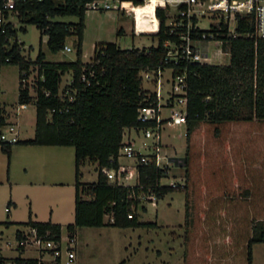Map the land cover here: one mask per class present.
<instances>
[{
	"label": "trees",
	"instance_id": "1",
	"mask_svg": "<svg viewBox=\"0 0 264 264\" xmlns=\"http://www.w3.org/2000/svg\"><path fill=\"white\" fill-rule=\"evenodd\" d=\"M92 1L15 0L12 14L19 27L7 22L0 28V67L18 66V103H34L35 129L26 140H0V150L9 158L13 144L74 148V218L65 227L69 238L81 227L156 228L155 222L138 221L140 196L152 194L159 200L183 191L184 218L179 226L183 229V264H242L243 252L245 264H252V246L264 243V39L253 36L252 15L236 16L234 37L222 22L196 30L205 33L207 40L225 41L228 64L183 61L177 67L185 70L188 85L185 154L174 159L184 168L183 185H162L160 180L167 177L169 168L148 163L138 164L136 182L124 186L110 184L101 169L118 168L125 129L155 126L154 121L138 120L140 107L155 104L154 94L142 87L141 73L172 66L164 61L163 43L177 42L179 30L170 33L166 24L169 9L156 8L159 28L149 34L157 40L155 46L122 49L116 43L101 42L95 44L90 62L85 63L81 60L82 41L87 4ZM125 1L138 6V31L156 30L152 15L156 0L145 5L147 0ZM57 16L78 20L53 21ZM141 21L154 25L140 26ZM191 21L197 22L195 17ZM25 25H35L47 36L51 53L62 50L67 37L76 36L75 60L46 61L40 49L30 60L19 50L23 43L16 42L18 31L26 32ZM4 44L7 49L2 48ZM6 56L10 58L7 63L3 62ZM33 69L37 70L34 96L27 82H22ZM67 73H71V81L60 90ZM5 124L0 103V129ZM86 160L96 164L95 182L80 181V167ZM18 224L35 228L46 239H61L59 224L34 221L30 212L27 221ZM16 239H21L18 232ZM17 250L16 257L0 258V264H45L38 258L22 257L21 245Z\"/></svg>",
	"mask_w": 264,
	"mask_h": 264
},
{
	"label": "rangeland",
	"instance_id": "2",
	"mask_svg": "<svg viewBox=\"0 0 264 264\" xmlns=\"http://www.w3.org/2000/svg\"><path fill=\"white\" fill-rule=\"evenodd\" d=\"M124 6L130 8L128 3ZM199 12V9H197ZM169 14H175L170 10ZM199 14L197 18L198 26L202 29H209L210 25H216L212 14ZM13 22L19 25L14 17ZM75 16H57L53 21L77 22ZM131 17L125 16L121 11L112 10H88L85 15V29L82 41V62H90L93 55L95 44L101 42H113L120 48L130 47H149L157 44V40L151 35L141 34L134 36L128 29ZM168 23V21H167ZM26 32L18 31V38L23 43V54L30 60H34L39 49L44 53L45 60L50 62H68L76 58V36L66 38L65 45L70 48L69 52L63 49L57 53H51L46 45L47 36L43 34L35 25H25ZM122 30L124 32L119 33ZM222 49L225 52L228 48L220 45L218 41L212 40L202 45L201 51L207 52L211 58L210 64H228L229 55L214 56V52ZM164 75L168 76V73ZM37 78V70L33 69L29 73L27 84L29 93L34 96V84ZM71 81V73L62 77L60 90ZM18 83L19 68L14 64H5L0 67V101L5 112L8 114V120L16 123L18 137L20 140L31 138L33 136L35 124V105L33 102L24 104L18 103ZM142 87L152 89L154 86L142 81ZM167 114L166 111H163ZM164 132L168 136L167 142L171 146H163L161 153H174L176 156L183 155L185 152V127L165 126ZM128 132L124 135L126 140ZM130 136L136 139L137 147H141L143 152H149L145 146L152 141V134L147 131L138 132L131 128ZM145 148V149H143ZM147 149V150H146ZM73 150V147H69ZM21 158L22 155H21ZM14 159L20 160V154H15ZM179 159V158H178ZM171 161V160H170ZM7 157L0 153V247L6 257H15L18 254L16 250L17 241L15 232L17 229L27 231L26 228L11 225L6 228L4 221H26L29 209L38 220H47L49 210L53 209V219L62 225V243L66 245L68 232L65 226L73 222V188L71 186H25L19 181V184L10 185L5 180ZM172 166L176 165L173 160ZM176 171L183 170L182 167L174 166ZM82 183H92L97 179L96 164L86 160L80 167ZM21 169H17V177H21ZM180 176L164 178L162 184H171L182 186ZM22 178V177H21ZM179 178V179H178ZM15 180V176H14ZM131 181L130 183H132ZM133 185V184H131ZM184 192L173 191L159 199L155 200V206L152 205L148 196L142 195L139 204L136 207L139 222H155L156 228H115V227H81L76 229L74 236V264H183V229L179 226L183 224L184 218ZM15 203L11 206L10 212L6 213V206L9 200ZM145 208V210L142 209ZM107 220V217H105ZM238 250V249H237ZM25 258H42L43 263L52 264L50 255L45 251H38L34 246L28 245L22 254ZM252 264H264V243H257L252 246ZM242 264H245V252L242 254Z\"/></svg>",
	"mask_w": 264,
	"mask_h": 264
},
{
	"label": "built area",
	"instance_id": "3",
	"mask_svg": "<svg viewBox=\"0 0 264 264\" xmlns=\"http://www.w3.org/2000/svg\"><path fill=\"white\" fill-rule=\"evenodd\" d=\"M148 1H145L144 5ZM124 3H129L130 7L134 6L130 1L125 0H94L87 4V8L88 10L123 9L126 11L128 8L124 6ZM14 5L15 0H0V28L7 22H10L16 28L19 27L12 20L15 17L12 14ZM156 8H168V23L166 21V24L171 27L170 33L176 30L179 31H177V42L166 40L163 43L166 51L164 61L171 63L172 66L141 73L142 81L145 80L154 86L152 89H145L144 87L143 89L154 94L155 104L140 107L138 109V120L141 122H155L154 127L144 130L145 133L149 131L152 134L153 141L149 146H145L149 149L147 154L137 152L131 142L123 143L118 151V164L120 158L130 161L131 164H119L117 169L102 168L101 171L110 184L127 186L131 185V181L135 180L136 182V167L138 164L153 163L158 168H169L170 158L161 153L159 131L163 126L186 124L188 85L185 70L178 71L177 67L183 61L210 64L211 60L207 52H202L201 48L204 43L212 40H207L205 33L198 34L196 32V30H202V28L198 26V22L192 23V17H198L199 14L197 13L201 15L210 13L213 15L212 18H217L215 20L217 24L220 22L226 24L229 35L234 37L236 35V16L251 14L253 17V36L256 39H264V0H156L154 12ZM197 9H199V12H197ZM170 10H174L175 14H169ZM6 13L7 17H5ZM185 19L186 23L184 22ZM209 38H212V34H209ZM7 40L12 44V38ZM215 41H218L220 45L225 44L223 40ZM16 42L18 44L22 43L18 38V33ZM2 48L7 49L8 45L4 44ZM19 50L23 52L24 46L22 44L19 45ZM63 50L69 52L70 48L65 45ZM223 54L229 55L228 49L225 52L222 49L214 52L215 57ZM9 61V57H4L3 62L7 63ZM165 73H168V76L164 75ZM22 75L25 76V72H22ZM28 77L29 75L27 78H23L22 82H27ZM46 95H49V93L46 92ZM69 99L72 100L71 97ZM22 107H25V105ZM163 111H166L167 114H164ZM0 140L8 143L17 141L16 131L12 124H5L0 129ZM148 198L151 200L150 203L155 205L156 198L154 195L151 194ZM128 218H131V215H128ZM66 241V245L63 246L62 237L59 241L46 239V235H39L35 228L28 227L19 239L18 245L23 247L31 245L38 251H45L50 255L52 262L74 264L76 257L73 245L74 237H68ZM38 259L39 262L43 261L41 257Z\"/></svg>",
	"mask_w": 264,
	"mask_h": 264
},
{
	"label": "crops",
	"instance_id": "4",
	"mask_svg": "<svg viewBox=\"0 0 264 264\" xmlns=\"http://www.w3.org/2000/svg\"><path fill=\"white\" fill-rule=\"evenodd\" d=\"M136 7H138V6H131L126 11L123 9H116V10L121 11V13L125 16L131 17V22L128 25V29L132 32V34L134 36L141 35V34H147L148 35V34L156 33L158 31V28H159V22H158V19L154 15V11H153L152 15L156 20V27L154 28L156 30L153 32H144V31H138L137 30L138 22H137L136 10H135ZM112 10H114V9H112ZM112 10H102V12L112 11ZM152 25H154V24L150 23L149 21H141L140 22V26L151 27ZM122 32H124V31L120 30L119 33H122ZM0 103L2 104L1 101H0ZM2 106H3V104H2ZM3 108H4V106H3ZM22 108H25V107H22ZM4 112H5V108H4ZM7 118H8V114L5 112L6 124H12L14 126V130L16 131V138H17V140H20L18 137L19 133L16 129V127H17L16 123L13 121H9ZM164 127L165 126H163L159 131L160 146L161 147L171 146V144H169L167 142L168 136H166L167 134H165V132H164ZM184 127L186 130L185 125H184ZM34 129H35V124H34ZM130 130H131V128H127L124 130L123 139H122L123 143L131 142V143H133L134 149L137 152L142 153V154L149 153V152H143L141 150L140 145H139V147H137L136 139L130 136ZM134 130H136V129H134ZM136 131H137V133L140 131L145 133L144 130H136ZM127 132L129 135H128L127 139L125 140L124 135ZM33 135H34V131H33ZM27 139H29V138H27ZM23 140H26V139H23ZM152 141L146 146H149L152 143ZM185 145H186V142H185ZM69 147H71V146L13 144L11 146L10 156H9V158H7L6 169L4 172L6 182L9 183L10 188L13 187L12 185L19 184L18 179L20 180V182L24 183L25 186H29V187L30 186H39V187L71 186L73 188V218H74V180H75V178H74V148L71 151V150H69ZM143 149H145V148H143ZM173 152H174L173 154L172 153H169V154L164 153L171 160L170 165H169V170L167 173V177H164V178H169V175L172 178H174L175 176H180L179 178H180L181 182H179V183L182 184V182L184 181V168L181 166V163H178L177 165H174V166L182 167L183 170H181V171L176 170L175 171L173 169L174 166H172V164H174L173 163L174 159L182 158L183 155L176 156L175 150ZM0 153L2 156L4 155V153L1 150H0ZM15 154H20V160L14 159ZM21 155L23 158H21ZM119 164L130 165L131 162L120 158ZM17 169H21V173H22L21 177L22 178L17 177ZM14 176H15V180H14ZM164 178H162V179H164ZM161 180H160V183H161ZM134 183H135V180L131 184H134ZM171 183H173V182H170L169 184H162V183L161 184L162 185H171ZM156 201L158 202V200H156ZM11 206H15V203L10 199L7 203V206H6V208H7V210H5L6 213L10 212ZM29 212L31 214L32 220L38 221V222H48L49 221V222L54 223V224H59L61 226V231H62V225L60 223H57L56 220L53 219V209L52 208L49 210V217L47 220H38L37 215H34L30 209H29L28 213ZM27 219H28V214H27ZM26 221H20V222H18V221H4L1 223L5 224L6 228H9L11 225H18V226H21V227H24L27 229L28 227H25L23 225L18 224V223H22V222H26ZM157 227H158V225H157ZM98 228H102V227H98ZM17 232L20 233V236H22V234L25 233L26 231L17 229L15 232V238H16ZM16 241H17V245H16V250H17L19 240L16 239ZM24 250H25V247H24ZM24 250H23V252H24ZM22 254H21V256H22ZM0 258H4V259L9 260V259H12L14 257H11V258L6 257L2 253V249L0 247ZM5 264H9V262H6Z\"/></svg>",
	"mask_w": 264,
	"mask_h": 264
}]
</instances>
